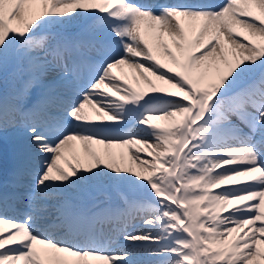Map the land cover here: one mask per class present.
Returning a JSON list of instances; mask_svg holds the SVG:
<instances>
[{"label":"snow or ice","instance_id":"obj_1","mask_svg":"<svg viewBox=\"0 0 264 264\" xmlns=\"http://www.w3.org/2000/svg\"><path fill=\"white\" fill-rule=\"evenodd\" d=\"M9 128L0 264H264V0H0Z\"/></svg>","mask_w":264,"mask_h":264},{"label":"bare ground","instance_id":"obj_2","mask_svg":"<svg viewBox=\"0 0 264 264\" xmlns=\"http://www.w3.org/2000/svg\"><path fill=\"white\" fill-rule=\"evenodd\" d=\"M113 71L119 76V75H122V73H121V71L119 70V69H113ZM128 69H124V73H128ZM129 77H130V75H129ZM121 150H123V149H115V151H121ZM124 151H126V150H124ZM61 163L63 164V162L61 161Z\"/></svg>","mask_w":264,"mask_h":264}]
</instances>
